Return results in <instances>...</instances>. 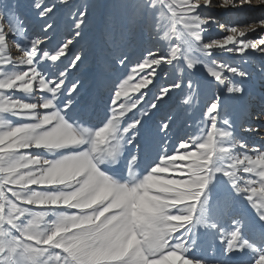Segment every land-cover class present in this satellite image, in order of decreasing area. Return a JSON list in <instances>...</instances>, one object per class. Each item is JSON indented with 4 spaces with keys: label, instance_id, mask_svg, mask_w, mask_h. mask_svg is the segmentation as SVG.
Listing matches in <instances>:
<instances>
[{
    "label": "snow or ice",
    "instance_id": "1",
    "mask_svg": "<svg viewBox=\"0 0 264 264\" xmlns=\"http://www.w3.org/2000/svg\"><path fill=\"white\" fill-rule=\"evenodd\" d=\"M245 6L118 0L94 94L93 4L0 0V264H264V34L215 15Z\"/></svg>",
    "mask_w": 264,
    "mask_h": 264
},
{
    "label": "rangeland",
    "instance_id": "2",
    "mask_svg": "<svg viewBox=\"0 0 264 264\" xmlns=\"http://www.w3.org/2000/svg\"><path fill=\"white\" fill-rule=\"evenodd\" d=\"M89 2L93 4L90 10L91 16L89 18V26L86 30L84 39L76 45L74 51L79 53L81 50H86L87 52V59L80 65V70L76 75L84 79L85 87L95 94L97 91L104 92L105 88L110 86L111 81L115 79L116 76V74L111 71L108 62L107 50L110 47V41L105 32V21L110 11H116L112 6L117 3L118 0H89ZM257 2L258 0H253V4ZM215 15L220 23L228 25L242 27L256 24V34L249 32V38L257 39L259 34H264V29L258 26L259 20L264 18V13L259 9H248L247 6L243 9L218 8L215 10ZM225 35H227V33L213 26L211 38L222 39ZM250 51L251 50H249V52ZM218 58L230 60L233 63L240 62V54H229L225 52L218 54ZM261 65H264V55L253 54L251 63L249 64V70L254 73V76L258 77V68ZM258 87L259 85H257V88ZM258 106V102H256V107L258 108ZM245 135L248 142L252 145L264 143V134L246 133Z\"/></svg>",
    "mask_w": 264,
    "mask_h": 264
}]
</instances>
